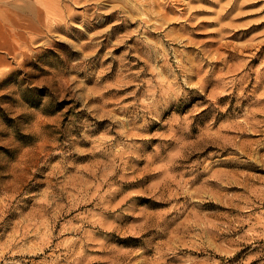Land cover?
<instances>
[{"label":"rangeland","instance_id":"374dc122","mask_svg":"<svg viewBox=\"0 0 264 264\" xmlns=\"http://www.w3.org/2000/svg\"><path fill=\"white\" fill-rule=\"evenodd\" d=\"M0 264H264V0H0Z\"/></svg>","mask_w":264,"mask_h":264}]
</instances>
